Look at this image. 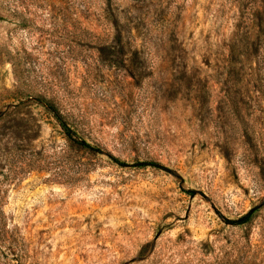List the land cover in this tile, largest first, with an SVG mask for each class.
<instances>
[{
	"label": "rangeland",
	"instance_id": "374dc122",
	"mask_svg": "<svg viewBox=\"0 0 264 264\" xmlns=\"http://www.w3.org/2000/svg\"><path fill=\"white\" fill-rule=\"evenodd\" d=\"M0 264H264V0H0Z\"/></svg>",
	"mask_w": 264,
	"mask_h": 264
},
{
	"label": "trees",
	"instance_id": "16d2710c",
	"mask_svg": "<svg viewBox=\"0 0 264 264\" xmlns=\"http://www.w3.org/2000/svg\"><path fill=\"white\" fill-rule=\"evenodd\" d=\"M65 127V126H64ZM66 129V128H65Z\"/></svg>",
	"mask_w": 264,
	"mask_h": 264
}]
</instances>
